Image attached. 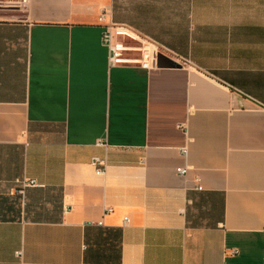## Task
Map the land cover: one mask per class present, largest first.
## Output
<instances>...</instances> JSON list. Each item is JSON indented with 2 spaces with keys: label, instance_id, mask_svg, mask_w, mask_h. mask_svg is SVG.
<instances>
[{
  "label": "crops",
  "instance_id": "1",
  "mask_svg": "<svg viewBox=\"0 0 264 264\" xmlns=\"http://www.w3.org/2000/svg\"><path fill=\"white\" fill-rule=\"evenodd\" d=\"M0 264H264V0H0Z\"/></svg>",
  "mask_w": 264,
  "mask_h": 264
},
{
  "label": "built area",
  "instance_id": "2",
  "mask_svg": "<svg viewBox=\"0 0 264 264\" xmlns=\"http://www.w3.org/2000/svg\"><path fill=\"white\" fill-rule=\"evenodd\" d=\"M99 21H103V12L98 16ZM101 43L107 47L109 63H137L143 68L155 66L156 55L163 52L155 47L152 42L140 41L137 33L129 26L116 24L113 22L104 23L100 34ZM97 144L103 145L104 142L97 140ZM184 150V149H183ZM92 164L95 165L97 174L104 173V161L93 158ZM176 171L184 175L187 172L185 167H177ZM33 179H23L22 186L33 185ZM127 219L124 218V221ZM231 252L236 253L235 249ZM19 254V252L17 253Z\"/></svg>",
  "mask_w": 264,
  "mask_h": 264
},
{
  "label": "water",
  "instance_id": "3",
  "mask_svg": "<svg viewBox=\"0 0 264 264\" xmlns=\"http://www.w3.org/2000/svg\"><path fill=\"white\" fill-rule=\"evenodd\" d=\"M157 57H158V59H159V58L166 59L164 55L159 54V53L157 54Z\"/></svg>",
  "mask_w": 264,
  "mask_h": 264
}]
</instances>
